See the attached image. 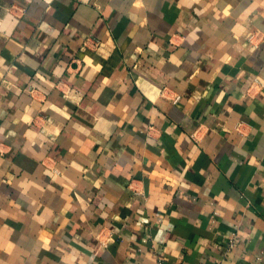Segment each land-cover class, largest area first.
Returning <instances> with one entry per match:
<instances>
[{
	"label": "crops",
	"instance_id": "crops-1",
	"mask_svg": "<svg viewBox=\"0 0 264 264\" xmlns=\"http://www.w3.org/2000/svg\"><path fill=\"white\" fill-rule=\"evenodd\" d=\"M158 261L264 264V0H0V264Z\"/></svg>",
	"mask_w": 264,
	"mask_h": 264
},
{
	"label": "built area",
	"instance_id": "built-area-1",
	"mask_svg": "<svg viewBox=\"0 0 264 264\" xmlns=\"http://www.w3.org/2000/svg\"><path fill=\"white\" fill-rule=\"evenodd\" d=\"M235 239H236V236H235V234H233V235L231 236L230 240H229L228 247H231V246L233 245ZM157 264H163V263H162L161 261H158Z\"/></svg>",
	"mask_w": 264,
	"mask_h": 264
}]
</instances>
